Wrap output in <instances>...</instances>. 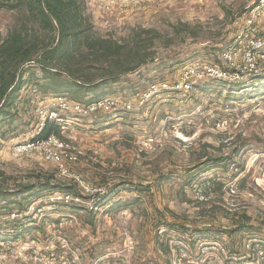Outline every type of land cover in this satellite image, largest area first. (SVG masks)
Wrapping results in <instances>:
<instances>
[{
    "label": "rangeland",
    "instance_id": "obj_1",
    "mask_svg": "<svg viewBox=\"0 0 264 264\" xmlns=\"http://www.w3.org/2000/svg\"><path fill=\"white\" fill-rule=\"evenodd\" d=\"M83 1L97 37L126 44L148 32L152 59L105 97L131 101L133 111L61 114L62 139L82 152L69 176L15 152L38 134L41 106L56 96L76 102L45 93L33 66L10 117L0 118V264H264V64L260 79L201 81L139 105L193 63L228 70L221 55L258 0H145L122 16ZM16 17L0 11V41ZM252 29L264 36V9ZM152 32L160 36L153 43ZM47 179L76 186L79 201L26 192ZM105 197L130 205L98 207Z\"/></svg>",
    "mask_w": 264,
    "mask_h": 264
},
{
    "label": "trees",
    "instance_id": "obj_2",
    "mask_svg": "<svg viewBox=\"0 0 264 264\" xmlns=\"http://www.w3.org/2000/svg\"><path fill=\"white\" fill-rule=\"evenodd\" d=\"M0 11L17 13L15 27L0 41V118L3 119L10 117L33 66L42 73L45 93L68 94L77 103L89 106L105 99L123 76L138 72L152 59L146 53L148 32L133 33L126 44L97 37L83 0H0ZM159 38L154 32L150 40L153 43ZM260 77L263 76L256 78ZM86 97L89 98L84 100ZM53 135L61 137L62 126L47 121L33 140L41 141ZM76 188L47 179L39 192L35 193V186L27 187L26 192L33 196L48 192L79 198ZM113 202L114 198L105 197L98 199L97 204L100 207L112 203L113 208L130 205L129 201Z\"/></svg>",
    "mask_w": 264,
    "mask_h": 264
},
{
    "label": "built area",
    "instance_id": "obj_3",
    "mask_svg": "<svg viewBox=\"0 0 264 264\" xmlns=\"http://www.w3.org/2000/svg\"><path fill=\"white\" fill-rule=\"evenodd\" d=\"M96 8L106 15H126L134 12L142 6L145 0H91ZM264 9V0H259L258 4L249 12L246 22V29L235 36L234 42L222 53V59L227 65L228 70L222 68L218 64L207 62L193 63L181 71L178 80L172 86L163 84L159 90L153 86L150 94H144L140 98V106H144L149 100L148 96L158 95L162 91L188 92L201 81L216 80L228 83H240L250 78H256L262 75L264 64V36L255 35L252 26L261 15ZM254 33V34H253ZM121 108L124 111H133L131 101L118 102L113 98H105L97 103L84 106L77 102L68 100L65 96H56L49 100L45 105L41 106L37 113L39 117L38 131H41L47 121L57 122L61 124L64 130L61 114L72 113L76 116L88 118L97 113L111 114ZM15 152L18 155L36 154L45 161L54 164L61 175L69 176L70 169L79 163L82 152L71 153L69 146L62 137L50 136L45 140H31L16 145ZM76 181L79 182L78 178ZM56 202L64 200L79 201V198H73L70 195L57 196ZM6 254H3L0 244V262H5Z\"/></svg>",
    "mask_w": 264,
    "mask_h": 264
}]
</instances>
